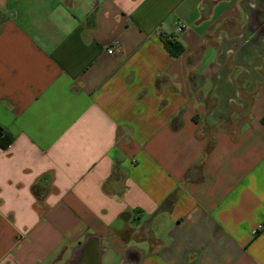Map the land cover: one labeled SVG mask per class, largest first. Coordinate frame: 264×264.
Returning a JSON list of instances; mask_svg holds the SVG:
<instances>
[{
	"label": "crops",
	"instance_id": "0c3cea01",
	"mask_svg": "<svg viewBox=\"0 0 264 264\" xmlns=\"http://www.w3.org/2000/svg\"><path fill=\"white\" fill-rule=\"evenodd\" d=\"M256 10L0 0V264H264Z\"/></svg>",
	"mask_w": 264,
	"mask_h": 264
},
{
	"label": "water",
	"instance_id": "95a60500",
	"mask_svg": "<svg viewBox=\"0 0 264 264\" xmlns=\"http://www.w3.org/2000/svg\"><path fill=\"white\" fill-rule=\"evenodd\" d=\"M258 11V10H256ZM264 18V10L258 11V14H255V18L253 19L257 20L255 23L259 25L261 28L264 27V21L262 20V17ZM264 31L260 30V33ZM96 237L94 235H91L88 237V239L85 241L83 245H81L78 249L77 252H92L93 258L91 259H85L86 261H82L81 264H101V255L103 253V249L99 248L98 243H96Z\"/></svg>",
	"mask_w": 264,
	"mask_h": 264
},
{
	"label": "trees",
	"instance_id": "16d2710c",
	"mask_svg": "<svg viewBox=\"0 0 264 264\" xmlns=\"http://www.w3.org/2000/svg\"><path fill=\"white\" fill-rule=\"evenodd\" d=\"M162 38L165 42V47L172 56L180 55L185 47L181 41L172 36H164ZM13 141V136L6 132L3 127L0 126V145L6 148Z\"/></svg>",
	"mask_w": 264,
	"mask_h": 264
},
{
	"label": "built area",
	"instance_id": "2783aa9c",
	"mask_svg": "<svg viewBox=\"0 0 264 264\" xmlns=\"http://www.w3.org/2000/svg\"><path fill=\"white\" fill-rule=\"evenodd\" d=\"M184 24H180V25H178V27H177V30L178 31H182L183 30V28H184ZM114 51V47H110L109 49H108V52L109 53H112Z\"/></svg>",
	"mask_w": 264,
	"mask_h": 264
}]
</instances>
